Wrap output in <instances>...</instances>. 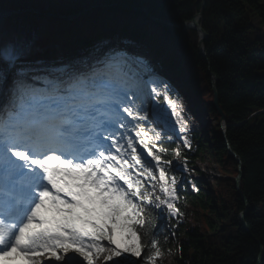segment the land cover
Segmentation results:
<instances>
[{
    "label": "snow or ice",
    "instance_id": "snow-or-ice-1",
    "mask_svg": "<svg viewBox=\"0 0 264 264\" xmlns=\"http://www.w3.org/2000/svg\"><path fill=\"white\" fill-rule=\"evenodd\" d=\"M22 51L0 43V264H156L160 241L144 244L138 231L148 207L182 215L152 126L175 117L186 131L171 87L125 48L56 68ZM161 95L149 120L148 97Z\"/></svg>",
    "mask_w": 264,
    "mask_h": 264
},
{
    "label": "trees",
    "instance_id": "trees-1",
    "mask_svg": "<svg viewBox=\"0 0 264 264\" xmlns=\"http://www.w3.org/2000/svg\"><path fill=\"white\" fill-rule=\"evenodd\" d=\"M4 9H26L7 18L4 26L9 43L19 42L22 54L43 48L49 35L60 41L71 33L86 34L93 44L109 38L127 44L147 41L167 53V61L185 73L189 93L196 100L205 97L209 114L218 122L210 144L224 175L215 195L201 187L177 186L176 206L182 209L183 201H190L204 224L200 230L170 215L178 264H264V257L259 263L261 245L264 249V0H0V10ZM201 10L200 20L209 34L204 42L207 57L199 52L200 33L182 25ZM56 13L80 14L71 20ZM252 13L263 26L255 25ZM0 43H5L3 35ZM209 70L218 76L226 133ZM188 136L191 146L181 152L185 168L195 162L203 145L198 132ZM159 144L166 149L162 160L171 161L176 140L164 135ZM230 147L241 157V167ZM162 166L168 176H179L169 164ZM241 191L250 206L245 220L251 232L241 218L247 207ZM167 213L164 207L149 206L147 223L138 229L144 244L157 239L162 252L173 244Z\"/></svg>",
    "mask_w": 264,
    "mask_h": 264
},
{
    "label": "rangeland",
    "instance_id": "rangeland-1",
    "mask_svg": "<svg viewBox=\"0 0 264 264\" xmlns=\"http://www.w3.org/2000/svg\"><path fill=\"white\" fill-rule=\"evenodd\" d=\"M4 10L7 11V10H11V9H4ZM252 16H253V21H254L255 25L260 26V27L263 26L259 17L256 14L252 13ZM1 33L6 35L5 32L1 31ZM145 43L150 45V43L147 41H145ZM64 64H66V63L63 62L60 64V66H62ZM174 71L175 72L173 74V77L177 78L176 87H174V91H173L174 94H176L177 97H179L178 94L185 92V91H187L189 94V95L188 94L187 95L182 94L181 98L177 99V102L178 103L180 102L179 104L182 105V109L184 108L186 111H187V107L191 106V108H193V111L195 110V112L197 114L199 113V117L202 119L200 122L201 125H195L196 126L195 128L198 129V137L200 138V140H202L203 145L201 146V152L199 153L197 161L195 162L193 168L195 170L197 168H199L203 172V175H198L197 173H195L194 176L203 178L205 180V182H203L201 184L200 182H198L194 179H190L189 180L190 185L194 189H198V187H201L205 190L208 189L211 191L212 195H215L214 192L217 190V185L221 182L218 179V178H220L221 174L219 172L220 171L219 164L215 159L214 153L212 152L210 141H211V137L214 134V131L216 130L218 122L214 117H212L209 114L207 104L204 101L206 99L205 97H203L204 100H198V99L196 100L195 98L190 96L189 90L187 89L186 85H184V83H186V81H187V77H186L185 73L183 72V70H181L180 68L174 67ZM27 78L31 79V73L28 74ZM167 78H168L167 83L169 85H175L174 82L172 83V79L170 78V76H168ZM193 99L196 100L195 101L196 105L194 104L195 102L193 101ZM148 101H149V112H148L149 120H152V114L150 112L151 99L148 98ZM159 105L162 107H165L166 106L165 100L162 102V104H159ZM146 126H148V125L146 124ZM152 126L155 127L157 130L161 131L162 133L168 134L169 137L174 138V136H175L176 142H177V148L180 149V155L177 157L175 155V152H174V155L172 156V159H171V165L173 167H180L184 170V173L180 172V175L183 178V180L185 181L186 176L189 172V169L185 170V168H184V159L181 156V152H182V150H184L185 146L181 140H183L186 137L187 140L190 142V136L183 135V136H181V140H180L177 137L178 135L174 134V133H179V130H177L178 132H176L174 129L172 131V129L170 127L168 129H165L161 124L157 123L156 121H152ZM141 150H142V148H141ZM157 151H158V149H157ZM143 153H145V155H146L145 151H143ZM199 158H201L202 161H199L198 160ZM149 159H151V157H149ZM150 161L151 160H149L148 162H150ZM153 162L154 161H151L152 164H154ZM153 170L156 171L155 168ZM157 175H158V173H157ZM167 176H168V174H167ZM168 177H169V179H171L172 177H175V175L172 174L171 176H168ZM178 182H180V181L178 180ZM185 182H184V184L187 185ZM158 189H159V185H157V194L159 195L160 193H159ZM188 189H190V188H188ZM175 191H176V196H177L178 195L177 184H175ZM157 209H159V208H157ZM192 209H193V207H192L191 203L189 201L185 202L184 211L182 212V215L179 216L180 221H185V222L186 221H188V222L194 221L197 218V215H196V212L193 211ZM170 222H171V218H170V215L167 213V216H166V223L168 224L167 225V233H168V237H170L173 244L171 245V247L169 249H167V251H163V255L160 258H158L156 264H178L177 251H176V248L174 246V229H175V227H173ZM197 222H198L197 223L198 226L202 227L203 222L200 218L197 219ZM199 229H203V228H199ZM45 263L48 264V261L45 260Z\"/></svg>",
    "mask_w": 264,
    "mask_h": 264
},
{
    "label": "water",
    "instance_id": "water-1",
    "mask_svg": "<svg viewBox=\"0 0 264 264\" xmlns=\"http://www.w3.org/2000/svg\"><path fill=\"white\" fill-rule=\"evenodd\" d=\"M203 4H205V1L203 2ZM23 10H21V9H11V10H8V11H2V12H0V17L11 15V14L17 12V11H23ZM36 11L39 12V13L46 14V15L51 14V13L42 12L40 10H36ZM56 14L58 16H65V17H68V18L75 17V14H73V15H63L61 13H56ZM202 17H203V10H201L199 13H197L191 22H182V25L187 27V28H191V29H195V30L199 31V33H200L199 52L202 55H204L205 57H207V53H206V50H205L204 42L209 38V34L206 32L205 28L203 27L202 21L200 20ZM209 72H210V74L212 76V86H213V90H214V94H215V104H216L217 108L219 109V111L221 113V122L226 125V115H225L224 111L222 110V108L220 107V104H219V93H218V88H217L218 76L211 70H209ZM224 132L226 133V130ZM230 150H231V153H233L236 156V158L239 160L240 167H241V165H242L241 157L231 147H230ZM241 175H242V171L237 176V187H238L239 190H241L240 189L241 188L240 187V185H241ZM241 195H242V197H243V199H244V201H245V203L247 205L246 209L241 214V218H242V221H243L244 228L247 231L251 232L250 228H249V225H248L247 221L245 220L246 214L250 211L249 202H248V199H247L246 195L242 191H241ZM261 248H262V251H261V253L259 255V263L262 262L263 257H264V249H263L262 245H261Z\"/></svg>",
    "mask_w": 264,
    "mask_h": 264
},
{
    "label": "bare ground",
    "instance_id": "bare-ground-1",
    "mask_svg": "<svg viewBox=\"0 0 264 264\" xmlns=\"http://www.w3.org/2000/svg\"><path fill=\"white\" fill-rule=\"evenodd\" d=\"M3 21H4V19H2V18L0 17V24H2ZM78 60H81V59H75V60H73V61H69V62H67V61L65 60L64 62L67 64V63H71V62L78 61ZM59 66H60V64H59ZM59 66H58V67H59ZM54 68H56V67H54ZM158 77H159L160 79H164V77H163L162 74H158ZM29 79H30V78H29ZM175 85H176V84H175ZM180 94L182 95L183 93H180ZM178 95H179V94H178ZM181 95H179V97H177L176 100H177V99H180V98H181ZM182 97H183V96H182ZM0 103H2V100H0ZM177 103H178V102H177ZM179 103H180V102H179ZM179 103H178V105H179V110L181 111V113H182V112H183L184 114L188 113V112H186V110H185L184 108L182 109V105L179 104ZM187 109H190L191 111H193V108H191V106H188ZM169 111H170V110H169ZM193 112H194V114H195V116H196V118H195L196 120H195V119H194V120H195L196 122H198L199 124H201L200 122H201L202 119L199 117V113L197 114V113L195 112V110H194ZM194 120H193V121H194ZM197 120H198V121H197ZM192 123H193V122H192ZM193 127H194V128L196 127L195 124L191 125V127H187V126H186V130H187L188 128H193ZM170 128L172 129L171 126H170ZM194 128H193V129H194ZM167 129H168V128H167ZM195 129H196V128H195ZM172 131H173V129H172ZM148 161H149V159H148ZM150 162H151V161H150ZM148 163H149V162H148ZM193 166H194V165H193ZM200 179H203V178H200ZM197 223H198V222H197ZM45 264H46V263H45Z\"/></svg>",
    "mask_w": 264,
    "mask_h": 264
}]
</instances>
